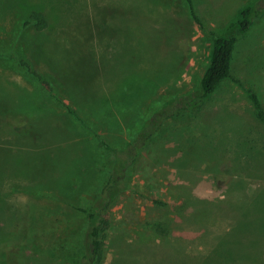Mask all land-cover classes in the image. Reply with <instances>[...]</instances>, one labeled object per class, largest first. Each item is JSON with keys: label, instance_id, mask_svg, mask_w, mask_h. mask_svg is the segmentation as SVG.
<instances>
[{"label": "rangeland", "instance_id": "1", "mask_svg": "<svg viewBox=\"0 0 264 264\" xmlns=\"http://www.w3.org/2000/svg\"><path fill=\"white\" fill-rule=\"evenodd\" d=\"M255 2L193 0L205 32L185 0H0V264H77L78 209H91L114 162L94 136L123 151L153 112L198 88L210 32ZM255 12L231 76L264 106ZM161 125L110 208L100 264H264V123L247 95L227 80Z\"/></svg>", "mask_w": 264, "mask_h": 264}, {"label": "trees", "instance_id": "2", "mask_svg": "<svg viewBox=\"0 0 264 264\" xmlns=\"http://www.w3.org/2000/svg\"><path fill=\"white\" fill-rule=\"evenodd\" d=\"M185 1L195 23L202 31L206 32V27L195 14L193 0ZM263 6L264 0H256L253 5L250 4L243 7L237 19L229 25L225 33L210 32L212 45L209 63L202 75L198 88L187 94L178 95L160 107L157 112H153L123 151L111 148L102 138L94 136L104 149L112 152L114 162L109 171L108 178L91 209H78L87 216V230L84 239L83 254L77 264H100L104 251L105 233L110 226V208L121 195L131 189L127 183L128 168L132 164L139 149L143 148L150 138L161 130L162 121L175 114L197 110L198 107L214 96L224 82L232 80L247 95L257 118L264 123V106L257 93L242 82L232 79L231 76V68L238 39L246 35L253 27L257 14L255 8L262 10L264 8ZM42 20L38 17L37 21L43 22ZM69 111L72 114L74 113L71 108H69ZM84 132L92 134L87 125L82 130V136H86ZM14 134L16 135V133ZM152 201L156 205H166L157 199H152ZM14 246L15 244H8L4 247L5 262L8 260L7 257L11 256V249ZM7 264L9 263L7 262Z\"/></svg>", "mask_w": 264, "mask_h": 264}, {"label": "crops", "instance_id": "3", "mask_svg": "<svg viewBox=\"0 0 264 264\" xmlns=\"http://www.w3.org/2000/svg\"><path fill=\"white\" fill-rule=\"evenodd\" d=\"M21 117H23L21 114H19L18 115V117H17V119H19L20 121L19 122H17V119L16 120H13L12 122H11V130H13L14 131V129H15V127H18V125H19V123L20 122H24L25 121V119H21ZM26 118H27V115H26ZM16 123V124H15ZM15 124V125H14ZM14 125V126H13ZM8 128V127H7Z\"/></svg>", "mask_w": 264, "mask_h": 264}]
</instances>
